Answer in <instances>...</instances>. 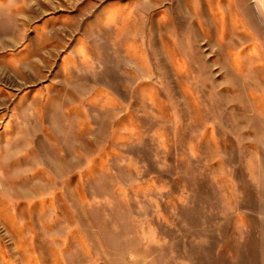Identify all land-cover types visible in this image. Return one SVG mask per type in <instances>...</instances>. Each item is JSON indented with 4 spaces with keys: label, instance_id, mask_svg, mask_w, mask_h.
Instances as JSON below:
<instances>
[{
    "label": "rangeland",
    "instance_id": "obj_1",
    "mask_svg": "<svg viewBox=\"0 0 264 264\" xmlns=\"http://www.w3.org/2000/svg\"><path fill=\"white\" fill-rule=\"evenodd\" d=\"M0 264H264V0H0Z\"/></svg>",
    "mask_w": 264,
    "mask_h": 264
}]
</instances>
